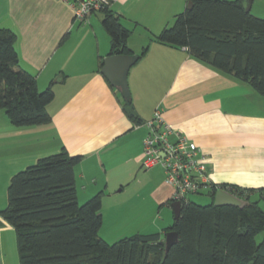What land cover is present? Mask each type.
Masks as SVG:
<instances>
[{
    "label": "crops",
    "instance_id": "1",
    "mask_svg": "<svg viewBox=\"0 0 264 264\" xmlns=\"http://www.w3.org/2000/svg\"><path fill=\"white\" fill-rule=\"evenodd\" d=\"M187 2H110L120 23L131 31L127 46L132 54L138 56L146 48L127 73L130 101L141 121L149 120L158 107L165 122L196 144L207 159L211 186L255 190L250 201L259 205L264 200L260 196L264 190V96L196 59L186 48L155 41ZM97 12L81 23L63 0H0V28L16 35L18 66L35 77L39 90L51 86L54 92L46 107L49 124L17 127L0 110V212L8 204L11 178L62 148L81 156L75 167L79 203L103 192L106 184L101 174L120 157L139 172L146 170L142 174L149 176L147 182H155L151 200L170 207L166 202L172 189L165 183L162 168V179L154 181L153 174H148L153 167L141 166L146 127H136L126 117L121 94L100 72L110 39ZM128 208L123 205L116 210ZM170 226L142 234L163 237ZM111 227V231L103 230L102 216L99 236L107 242L135 234L115 224ZM0 264H19L14 229L1 214Z\"/></svg>",
    "mask_w": 264,
    "mask_h": 264
},
{
    "label": "trees",
    "instance_id": "2",
    "mask_svg": "<svg viewBox=\"0 0 264 264\" xmlns=\"http://www.w3.org/2000/svg\"><path fill=\"white\" fill-rule=\"evenodd\" d=\"M188 1L191 8L175 15L155 41L186 48L264 96V17L253 16L240 0ZM100 11L109 55L132 54L127 46L131 31L120 16L109 5ZM15 40L13 31L0 28V110L17 127L49 124L46 107L54 92L51 86L39 90L35 77L18 66ZM122 101L126 117L141 125L133 103ZM80 161V155L62 148L11 178L8 204L0 214L14 229L19 264H264V237L256 241L264 232V212L250 201L255 190L221 186L246 200L243 207H217L213 199L207 205L182 203L179 218L164 231L178 237L165 255L161 233H135L114 243L99 236L102 193L78 202L75 167ZM215 189L209 190L212 198Z\"/></svg>",
    "mask_w": 264,
    "mask_h": 264
},
{
    "label": "rangeland",
    "instance_id": "3",
    "mask_svg": "<svg viewBox=\"0 0 264 264\" xmlns=\"http://www.w3.org/2000/svg\"><path fill=\"white\" fill-rule=\"evenodd\" d=\"M250 13L256 17H264V0H252ZM97 14L101 15V11ZM132 102V101H131ZM106 174H101L106 188L102 192V216L103 230H112L113 224L117 228L132 231L130 233H148L173 224V215L170 207L155 204L151 198V188L155 182L148 183L144 173L139 172L131 163H123L120 157L115 159L113 164H108ZM137 168H139L137 166ZM148 174H153L152 180L162 179V170L157 165ZM107 176V182L105 183ZM122 189L121 191H118ZM82 197V196H81ZM84 197V196H83ZM189 202L197 205H207L212 202L209 190L205 189L199 194L187 195ZM84 200L83 202H85ZM81 202V203H83ZM128 206V209L116 210L120 206ZM259 207L264 212V200H259ZM164 209L163 212L160 210ZM264 237V232L256 236V241L260 242ZM112 239V238H110ZM113 243V240H109ZM109 242V243H110Z\"/></svg>",
    "mask_w": 264,
    "mask_h": 264
},
{
    "label": "built area",
    "instance_id": "4",
    "mask_svg": "<svg viewBox=\"0 0 264 264\" xmlns=\"http://www.w3.org/2000/svg\"><path fill=\"white\" fill-rule=\"evenodd\" d=\"M73 10L74 19L85 22L92 12L100 11L112 0H63ZM147 131L143 138L141 166L150 169L159 166L165 183L172 189L169 200L180 204L187 195L210 190L207 159L196 144L165 122L162 111L156 107L151 118L141 125ZM227 190V189H226Z\"/></svg>",
    "mask_w": 264,
    "mask_h": 264
},
{
    "label": "water",
    "instance_id": "5",
    "mask_svg": "<svg viewBox=\"0 0 264 264\" xmlns=\"http://www.w3.org/2000/svg\"><path fill=\"white\" fill-rule=\"evenodd\" d=\"M241 4L246 10H249L250 1L240 0ZM192 3L187 2L186 7L191 8ZM138 56L135 54H114L108 55L103 59V66L100 69L102 75L109 81V83L116 88L125 101L131 99L130 90L127 83V73L129 68L137 61ZM247 204V201L239 198L223 187H218L214 190L213 205L217 207L221 206H236L243 207ZM173 221H176L180 215L181 204L179 201H172L169 204ZM178 240L177 233L170 230L165 233L164 236V254L166 255L169 248Z\"/></svg>",
    "mask_w": 264,
    "mask_h": 264
}]
</instances>
